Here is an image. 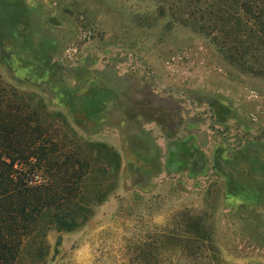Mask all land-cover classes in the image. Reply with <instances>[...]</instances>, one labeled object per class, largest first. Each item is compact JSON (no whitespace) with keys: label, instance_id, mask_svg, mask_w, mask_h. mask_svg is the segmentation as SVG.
Instances as JSON below:
<instances>
[{"label":"rangeland","instance_id":"1","mask_svg":"<svg viewBox=\"0 0 264 264\" xmlns=\"http://www.w3.org/2000/svg\"><path fill=\"white\" fill-rule=\"evenodd\" d=\"M174 6L0 0V85L121 164L97 165L83 226L46 220L15 264H190L178 228L191 215L208 228L205 255L264 264V78L181 24Z\"/></svg>","mask_w":264,"mask_h":264},{"label":"trees","instance_id":"2","mask_svg":"<svg viewBox=\"0 0 264 264\" xmlns=\"http://www.w3.org/2000/svg\"><path fill=\"white\" fill-rule=\"evenodd\" d=\"M172 1L181 24L210 37L242 71L264 78V0ZM101 162L104 173L121 167L113 148L81 144L64 132L61 114L0 85V264H15L24 239L46 220L62 232L88 221L89 187ZM109 194L96 193L97 202ZM178 230L190 264H229L215 252L205 255L211 241L203 217L189 216Z\"/></svg>","mask_w":264,"mask_h":264}]
</instances>
